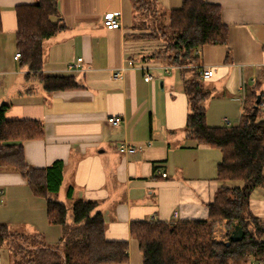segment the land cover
I'll return each mask as SVG.
<instances>
[{
	"label": "crops",
	"instance_id": "1",
	"mask_svg": "<svg viewBox=\"0 0 264 264\" xmlns=\"http://www.w3.org/2000/svg\"><path fill=\"white\" fill-rule=\"evenodd\" d=\"M155 1L164 13L182 4V0ZM206 1L221 7L229 28L226 46H207L200 52V67L215 71L205 79L212 91L206 103L207 123L221 128L229 112L213 109L231 107L234 113L229 114L239 123L245 100L258 83H264V0ZM36 3L0 0V105L11 104L8 120L45 125L44 138L23 144L27 163L44 169L63 161L59 192L65 191L63 202H97L107 238L127 241L129 264H143L132 224L208 220V205L221 186L217 180L221 153L187 138L188 98L183 84L160 77L155 70L163 65L140 62L134 56L136 46L125 37L135 15L127 24L126 0H59L60 16L68 27L46 40L43 73L73 76L82 87L50 94L36 80H27L28 69L15 60L16 8ZM128 7L132 11L130 3ZM109 13L122 14V29L105 27ZM128 60L135 62V68L127 67ZM120 69H125L122 79H111ZM146 69L155 75L151 82L145 81ZM109 118L122 121L113 126ZM123 143L137 152L125 155L120 150ZM69 189L72 200L67 197ZM254 196L251 210L264 221V193ZM226 223L215 233L218 241L231 239L238 226L228 235ZM0 224L23 234H41L50 245L63 235L61 226L49 223L46 199L35 196L15 171L0 172ZM12 258L8 246L0 248V264H16Z\"/></svg>",
	"mask_w": 264,
	"mask_h": 264
},
{
	"label": "trees",
	"instance_id": "2",
	"mask_svg": "<svg viewBox=\"0 0 264 264\" xmlns=\"http://www.w3.org/2000/svg\"><path fill=\"white\" fill-rule=\"evenodd\" d=\"M130 2L134 20L145 15V28L137 21L131 28L151 33L136 38L127 33L125 38L164 41V50L139 61L180 70L188 98L186 136L198 146L218 150L222 156L217 167L221 186L208 205V220L132 224L131 233L139 244L143 264H264V221L251 210L255 191L264 189V83H258L245 100V111L237 125L210 127L206 103L212 91L200 75V52L207 46H226L229 42L221 7L206 0H182L180 8L164 13L155 0ZM58 3L37 0L36 4L16 8L15 42L22 66L29 71L25 78L36 80L50 94L82 87L73 76L43 73L46 40L68 27ZM164 17L168 22L163 23ZM2 28L0 9V32ZM259 95L261 102L257 104ZM10 108L11 104L0 105V172L20 173L33 194L46 199L49 223L61 226L63 235L59 243L50 245L41 234H23L0 224V248L9 245L16 264H129V243L107 238V224L97 202L79 199L67 204L59 200L63 161L44 169L27 163L23 144L44 138L45 125L41 121H10L6 118ZM67 197L72 200V189ZM224 221L230 232L234 225L240 226L243 239L217 241L216 229Z\"/></svg>",
	"mask_w": 264,
	"mask_h": 264
},
{
	"label": "rangeland",
	"instance_id": "3",
	"mask_svg": "<svg viewBox=\"0 0 264 264\" xmlns=\"http://www.w3.org/2000/svg\"><path fill=\"white\" fill-rule=\"evenodd\" d=\"M126 3H127V6H126V22L127 24H129L133 19H132V15L134 14L132 11H129V3L131 4L130 0H126ZM131 9H132V6H131ZM145 19V15H138V17H136V19L134 21H137L136 23L139 24L140 26H143L144 27V24H143V21ZM163 23H166L168 22V19L167 17H164L163 18ZM135 23V22H134ZM139 26V27H140ZM138 27V26H137ZM151 32L150 31H142V30H139L137 28L133 29L131 28L128 32V34L132 35L133 37L136 38V36H139V35H148L150 34ZM133 37H130L128 38V41H131V45H135L136 46V49L134 50V56L137 58V60H140L143 56H150L151 54L157 52V51H161L162 49L164 50V47H165V43L163 40L161 39H143V40H133L135 38ZM131 38H133L132 40H130ZM164 67H171V66H168V65H163ZM164 67H160L159 69L155 70L156 72H159L160 73V77H163V78H174L176 79V81L182 85V80H181V77H180V72L179 70L177 69V67H173L171 69V74L170 75H167V73L165 72V69ZM159 77V78H160ZM213 82V81H211ZM209 82V83H211ZM207 87H209L208 83L205 84ZM215 110L217 113H220L222 110L223 111H228L229 113H234V109H231V107H226V108H219V106H216ZM227 114L228 116V120H231L233 122L234 125L238 124L237 122L239 121H236L237 118L231 116V114ZM210 114H211V111H210ZM224 114L226 115V113L224 112ZM230 122V121H229ZM227 124V123H226ZM231 124V123H230ZM228 124V125H230ZM231 124V125H233ZM258 193H264V190L262 189H258L256 192H255V196H254V199L257 198L258 196ZM59 198L60 200L62 201H66L65 199V191L62 192L61 194H59ZM223 224V223H222ZM221 224V225H222ZM220 226V225H219ZM219 226L217 227L216 231H218V228ZM216 233V232H215ZM230 230L228 229V235H229ZM225 240L223 241H219V242H223V243H226L229 241L230 237L226 236V238H224ZM217 240V239H216ZM218 241V240H217ZM6 246V245H5ZM9 246V245H7Z\"/></svg>",
	"mask_w": 264,
	"mask_h": 264
},
{
	"label": "built area",
	"instance_id": "4",
	"mask_svg": "<svg viewBox=\"0 0 264 264\" xmlns=\"http://www.w3.org/2000/svg\"><path fill=\"white\" fill-rule=\"evenodd\" d=\"M104 25L108 30H120L122 29V14L121 13H109L105 15L104 17ZM21 59V54L17 53L15 55V60H20ZM81 61V59H79ZM127 67L129 68H135V62L133 60H128L127 61ZM173 67H164L165 72L167 74L171 73V69ZM178 69V68H177ZM125 69H120L118 71H115L112 75L113 80L118 81L121 80L123 77V72ZM215 74V71L213 68H201L200 75L202 76L203 79H211ZM145 81L146 82H151L154 80L155 75L150 72V70L146 69V75H145ZM264 107V104H263ZM122 119L121 118H109L108 122L113 125V126H118L121 123ZM225 122L227 124H230L228 119H225ZM120 150L123 152L125 155H133L137 152L136 148L134 146H131L129 143H123L120 145ZM164 177L167 176V174H163Z\"/></svg>",
	"mask_w": 264,
	"mask_h": 264
},
{
	"label": "water",
	"instance_id": "5",
	"mask_svg": "<svg viewBox=\"0 0 264 264\" xmlns=\"http://www.w3.org/2000/svg\"><path fill=\"white\" fill-rule=\"evenodd\" d=\"M261 102V96L259 95L257 99V104H260ZM10 121H15V120H10ZM244 237V231L240 226H236L232 235H231V240L234 242L242 240Z\"/></svg>",
	"mask_w": 264,
	"mask_h": 264
}]
</instances>
